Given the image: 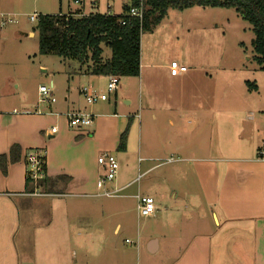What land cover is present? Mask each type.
<instances>
[{
	"label": "crops",
	"instance_id": "obj_1",
	"mask_svg": "<svg viewBox=\"0 0 264 264\" xmlns=\"http://www.w3.org/2000/svg\"><path fill=\"white\" fill-rule=\"evenodd\" d=\"M150 39L142 41L140 76L125 80L127 86L146 87L145 98L142 93L137 101L135 92L126 82L121 85L120 78L119 89L108 100L88 105L80 89L92 85L104 92L109 77L92 74L90 61H61L54 73H69V87L54 103H40L39 88L37 100L32 102L24 94L9 91L5 80L0 81V155L8 156L7 172L0 168V264H136L134 255L131 258V254L106 245L105 225L118 232L123 222L114 218L125 215V199L138 203V196H149L157 209L150 216L163 227L174 228L176 207L170 209L167 203L175 204L181 194L170 191V178L159 169L166 166L161 159L182 152L190 156L179 163L190 164L197 185L196 191H185L183 199L192 203L194 210L203 207L202 214L192 216L190 225L205 230H191L187 246L169 257L167 264H264V155L259 156V150L264 149V138H260L264 134V99L253 97L246 87L247 93L243 87L232 88L223 96L212 93V74L206 72L212 71L210 63L173 75L171 63L179 60H170L155 46L151 50ZM103 53V62L112 57V51L106 58ZM51 83L55 90L54 81ZM13 85L16 90L19 83ZM243 108L256 112L257 118H245L250 121L245 123L239 117ZM84 110L94 114L93 124L71 127L67 114ZM214 114L224 125L222 150L217 155L212 154ZM189 116L196 122L186 128L184 120ZM128 124L127 146L121 150V134ZM14 144L21 148L15 162L9 158ZM143 146L144 171L138 175L135 166L130 167L134 164L131 154L136 148L140 153ZM35 149L46 151L44 195L28 192L25 157ZM106 152L116 156L119 173L110 185L98 188L97 181L104 174L98 157ZM121 154L129 155L126 161ZM143 174L151 175L149 185L147 189L139 185L135 191L132 185ZM108 187L125 191L120 202H104L105 192L111 191ZM168 213L171 218L162 221ZM222 230V236L232 235L227 237L241 244L242 256H236L243 261L236 262L234 247L229 258L219 255L216 261L215 254L222 246L216 248L212 240ZM164 236L150 228L144 236L149 255L161 252Z\"/></svg>",
	"mask_w": 264,
	"mask_h": 264
},
{
	"label": "rangeland",
	"instance_id": "obj_2",
	"mask_svg": "<svg viewBox=\"0 0 264 264\" xmlns=\"http://www.w3.org/2000/svg\"><path fill=\"white\" fill-rule=\"evenodd\" d=\"M128 0H85L83 12L90 13H107L108 4L112 6L114 14L123 12V5ZM78 9V6L73 0H0V13L11 14L17 20L16 23H11L0 28V81H4L8 85L9 91H17L27 96L34 102L37 99V89L41 85L49 86L51 81L55 84V96L61 97L67 92L69 87V73L66 75L55 74L54 71L60 69L59 64L63 58L55 54H40L39 52V36L36 28L37 22L30 20V15L37 14H68ZM34 35H31V33ZM255 34L252 26L234 9L222 7H204L194 6L185 10L169 9L164 19L159 23L152 25L149 30H144L141 37L142 41L150 39V49L155 46L170 58V60H179L180 65H185L190 70H195L196 66L201 63H210L209 69L206 71L212 74V93L217 91L218 95L229 91L232 88L245 87L253 97L264 99V70L260 69L258 63L254 59L253 40ZM155 44V45H154ZM103 56L109 57L111 49L104 45ZM67 61V60H66ZM68 67V64H66ZM76 65V64H75ZM212 66V67H210ZM55 75V76H54ZM8 76L9 83L7 82ZM126 77H121V85L125 84ZM247 81L256 84L257 89H250ZM13 82L19 83L15 90ZM106 82L103 80L104 86ZM127 86V82H126ZM235 86V87H234ZM132 88L134 97L139 100L140 95L145 98L147 89L143 86L132 85L127 86ZM107 92V88L104 90ZM247 93V92H246ZM113 94V93H111ZM44 104V103H43ZM246 108V107H245ZM253 110V108L249 109ZM244 111V108H243ZM239 117L245 123H250L252 117L257 118L256 112H249L245 109L244 113L240 112ZM195 119L186 117L184 125L186 128L194 126ZM224 125L221 123V117L212 116V154L217 155V151H221L223 138L222 129ZM226 136V133H224ZM260 138H264L261 134ZM186 144V141H185ZM134 154V156H133ZM131 156L134 159V164L130 167L139 172L144 171V146L139 153L138 148L134 149ZM128 154H121L124 161L128 158ZM190 156L185 152L169 155L160 160L166 165L159 169L160 173L167 174L170 178L169 189L178 191L181 195L176 199L175 204L170 201L168 207H176L174 228H165L162 224L154 221L153 216H140L135 200L125 199L127 211L125 215L115 216V220L120 217L123 222L121 229L113 233V226L105 225V243L117 247L121 253L131 254L136 264H167L169 257L178 255L183 248L187 246L186 240L189 238L191 230H205L204 227L195 226L193 228L190 223L192 216L203 213V207L199 210H194V206L189 201L183 199L185 191H196V181L194 175L191 174L188 162H180L181 158ZM117 159V158H116ZM118 162V160H117ZM188 163V164H187ZM136 164V165H135ZM128 166V165H127ZM177 166V168L175 167ZM122 168L123 165H121ZM190 167V166H189ZM125 169H127L125 167ZM119 173V170H118ZM157 173V172H156ZM137 175V176H138ZM118 177V174H117ZM116 177V178H117ZM151 175L139 177L137 183L132 185L136 191L139 185L147 189L149 178ZM110 185V182L107 183ZM110 187V186H109ZM108 187V190L111 189ZM112 190V189H111ZM127 192V191H126ZM125 191L119 192L115 196H105V203H118ZM135 201V202H134ZM123 203V201H121ZM159 214H156L158 216ZM171 218L169 213L164 215L162 221H167ZM209 218V217H208ZM207 219V218H206ZM211 219V215H210ZM212 231L215 229V220L212 215ZM162 231L166 236L162 238V250L156 256L149 255L144 249V236L150 230ZM219 232L213 238L214 246H222L219 252L215 254L216 261L221 258H229L233 247V254L237 258V254L241 253V244L234 243V237L229 234L223 235ZM140 236V238H139ZM175 239H183V242H175ZM221 239V241H220ZM132 241V243L127 242ZM249 247L246 246V252H249ZM229 253V254H228ZM243 260L236 262H241Z\"/></svg>",
	"mask_w": 264,
	"mask_h": 264
},
{
	"label": "trees",
	"instance_id": "obj_3",
	"mask_svg": "<svg viewBox=\"0 0 264 264\" xmlns=\"http://www.w3.org/2000/svg\"><path fill=\"white\" fill-rule=\"evenodd\" d=\"M146 12L143 21L123 14L90 13L84 17L68 14H40L37 22L40 54H55L63 59H73L80 63L92 62L90 70L95 75H118L121 77L140 76L141 37L144 30L159 24L169 9L185 10L194 6L234 8L252 26L254 59L264 70V0H144ZM134 5L139 0H133ZM127 10V5L124 6ZM125 19V24L122 23ZM102 44L112 51V57L103 62ZM250 89L256 84L247 81ZM130 124L121 134L119 148L126 149ZM21 148L14 144L9 158L15 162L20 158ZM7 155H0V168L7 172ZM26 158V157H25ZM45 176L39 186L46 192L48 181L46 163ZM30 186H34L27 177Z\"/></svg>",
	"mask_w": 264,
	"mask_h": 264
},
{
	"label": "built area",
	"instance_id": "obj_4",
	"mask_svg": "<svg viewBox=\"0 0 264 264\" xmlns=\"http://www.w3.org/2000/svg\"><path fill=\"white\" fill-rule=\"evenodd\" d=\"M78 6L75 12H71L74 17H84L88 14L83 12V6L85 0H73ZM100 0H94L98 2ZM127 5V10H124V6ZM146 12V5L144 0H139L138 5L133 4V0H128L127 3L123 5V12L121 14L127 17H133L143 21ZM107 14L113 15L112 6L108 4ZM31 21L39 20V14L34 13L30 15ZM125 24V19L121 20ZM17 20L11 14L0 13V28L16 23ZM188 68L185 65H180L177 61L171 63V73L173 75H179ZM120 87V77L118 75H110L107 81V92L96 91L92 85H85L80 89L81 94L86 100L88 105L95 104L97 102L106 101L109 99L111 93H115ZM54 85L51 83L49 86L41 85L39 86V102L40 103H54L57 101L54 93ZM69 125L71 127H88L94 122V114L91 112L76 111L67 114ZM264 155V149L259 150V156ZM98 162L103 168L104 174L98 179V188H103L108 182H113L118 174V162L116 156L111 153H102L98 157ZM46 163V151L44 149L29 150L26 154V165L27 172L26 175L30 179V183L34 186L33 191L29 192L30 195H44L45 193L39 186V181L45 176L44 165ZM122 189H116L105 192L106 196H115ZM138 212L141 216L154 215L157 211L155 200L153 197H141L138 196L137 204ZM127 242L132 243V241L127 240Z\"/></svg>",
	"mask_w": 264,
	"mask_h": 264
}]
</instances>
